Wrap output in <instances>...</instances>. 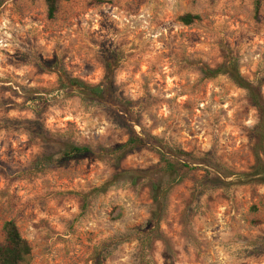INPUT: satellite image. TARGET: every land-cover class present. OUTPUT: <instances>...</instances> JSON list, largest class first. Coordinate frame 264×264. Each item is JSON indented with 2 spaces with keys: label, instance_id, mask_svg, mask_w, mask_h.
Segmentation results:
<instances>
[{
  "label": "rangeland",
  "instance_id": "obj_1",
  "mask_svg": "<svg viewBox=\"0 0 264 264\" xmlns=\"http://www.w3.org/2000/svg\"><path fill=\"white\" fill-rule=\"evenodd\" d=\"M231 61L264 98V0L258 13L254 0H63L53 19L44 0H0V244L13 221L31 248L21 264H264V185L248 181L257 112L228 75L204 74ZM107 75L158 143L63 160L68 143H127L115 108L69 87ZM179 152L222 173L191 164L172 187L161 156L185 164ZM209 171L225 186L201 189Z\"/></svg>",
  "mask_w": 264,
  "mask_h": 264
},
{
  "label": "trees",
  "instance_id": "obj_2",
  "mask_svg": "<svg viewBox=\"0 0 264 264\" xmlns=\"http://www.w3.org/2000/svg\"><path fill=\"white\" fill-rule=\"evenodd\" d=\"M63 0H44L47 11L48 18L53 19L58 11V3ZM97 3H102V0H93ZM262 0H254L255 12L258 13L260 10ZM197 16L185 15L181 18V21L185 25H191L194 21L198 20ZM206 78H215L219 75H228L230 79L239 88L247 92L248 100L252 107L256 110L258 116V123L251 132V140L254 142L252 151L255 160V164L252 167L251 175L249 176V183H255L264 185V98L261 94V88L255 86L253 83L243 79L239 73L238 65L236 61H231L227 64H223L216 69H209L204 72ZM61 89L65 85L61 82ZM69 87H75L78 94L81 97L83 103L90 104H107L115 108L120 114L123 121V126L129 135V139L124 146L115 149H97L94 150L87 146H77L71 143L66 144L65 149L62 153V159L65 161L77 159L83 156L89 155H104L119 161L128 155L129 152L135 148H141L146 146V144L158 143L157 138L152 137L149 141L142 139L136 133L133 128L132 123H138L139 113L135 110V104L131 101L126 100L118 88L113 84V81L109 79L107 75L104 81L96 86H90L78 80L69 81ZM33 103L32 110L36 116L43 113V98L41 96L31 100ZM32 125V123H30ZM38 123H33V128H28V134L32 137L40 138L43 141H47L43 131L37 128ZM179 155L186 156V163L182 164L181 159L175 162L166 159L165 156H161V165L165 164L161 168V174L168 178V183L172 184L170 186H176L177 182L181 180L182 175H185L186 171L192 170L190 165H204L215 169L216 173H222L221 169L216 165L212 164L208 154L201 156H191L179 152ZM52 155H46L40 164L41 166H47L52 163ZM207 177L203 180L201 189L206 187V184H214L216 182L224 185L221 179L216 175L212 174L210 171L206 173ZM214 177L210 179V176ZM232 176L233 174H226V178ZM246 177V176H245ZM171 189V188H170ZM151 193L153 196V201L156 204H160V198H164L163 192H160L159 186L152 185ZM203 193V190L200 192ZM4 243L0 244V264H21L24 260L30 256L31 248L28 242L21 236L16 224L13 221L6 222L3 226Z\"/></svg>",
  "mask_w": 264,
  "mask_h": 264
}]
</instances>
